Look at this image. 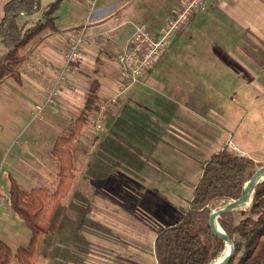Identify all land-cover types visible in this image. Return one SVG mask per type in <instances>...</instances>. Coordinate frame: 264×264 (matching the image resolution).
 I'll return each instance as SVG.
<instances>
[{"label": "crops", "instance_id": "crops-1", "mask_svg": "<svg viewBox=\"0 0 264 264\" xmlns=\"http://www.w3.org/2000/svg\"><path fill=\"white\" fill-rule=\"evenodd\" d=\"M7 1L0 0V9ZM209 4L212 12L209 17L201 16L200 21L214 30L211 33L217 38L218 49L193 50L186 54L193 61L184 62L182 32L198 19L200 14H196L185 29L172 37L157 64L121 92L98 137L83 128L74 142V162L76 144L82 140L84 143L81 159L85 188L87 184H98L101 191L110 190L117 200L131 201L133 215L146 220L147 201L154 202L161 227L182 218L188 208L185 205L184 210L183 200L189 204L203 174V164L212 154L230 142L234 152L252 158L251 153L232 141L236 131L233 115H243L248 106L264 107V0H209ZM143 9L128 0L120 4L113 0H64L55 13V29L42 32L22 49L25 60L18 69L20 81L9 78L2 84L8 82L26 110L34 108L32 114L40 126L29 135L30 140L22 143V149L14 152L10 179L21 185L24 180V185L34 189L55 171L59 176L60 164L52 153L54 145L59 137L75 130L90 91L96 90L98 102L120 90L122 77L114 58L134 32L126 37V31L119 32L120 29L128 23H133L134 29L138 23L158 33L162 26L161 23L151 30L147 22L137 20L144 17L147 21ZM129 11L133 17L128 20ZM35 15L23 18L31 21ZM87 20L91 43L84 47L81 60L61 85L57 105H47L50 107L46 106L43 115L37 117L35 106L45 105L48 89L58 79L71 31ZM217 66L234 81L232 86L221 83L220 78L216 80ZM239 87L241 92L237 94ZM261 112L264 114V109ZM64 116L74 118V129L69 133L61 130ZM75 181L76 176L72 187ZM184 190L188 191L185 199ZM70 193L71 190L68 196ZM87 194L86 191L84 200H88ZM117 216L124 217V213ZM109 228L110 232L103 229L101 233L114 237H99L103 264H156L157 232L147 243V224ZM109 243L116 245L111 249L113 253L107 251Z\"/></svg>", "mask_w": 264, "mask_h": 264}, {"label": "trees", "instance_id": "trees-1", "mask_svg": "<svg viewBox=\"0 0 264 264\" xmlns=\"http://www.w3.org/2000/svg\"><path fill=\"white\" fill-rule=\"evenodd\" d=\"M64 0H54L41 10L40 0H8L0 9V45L6 52L0 56V84L7 78L20 81L21 54L36 36L55 29V13ZM41 12L34 23L20 18ZM97 102L96 90L90 91L85 108L75 122V130L57 139L53 155L60 164L59 181L52 195L43 188L23 190L10 179V207L30 230L26 246L15 252L18 264H36L44 236L51 234L53 214L68 195L74 180V142L79 138L87 113ZM262 163L241 156L227 147L212 154L203 164V174L193 190L182 218L157 231L154 254L156 264H209L226 249V243L215 236L209 226L212 212L238 199L246 183ZM218 223L233 241L235 251L228 264H261L264 261V180L259 183L248 207L218 218ZM12 249L0 239V264H9Z\"/></svg>", "mask_w": 264, "mask_h": 264}, {"label": "rangeland", "instance_id": "rangeland-1", "mask_svg": "<svg viewBox=\"0 0 264 264\" xmlns=\"http://www.w3.org/2000/svg\"><path fill=\"white\" fill-rule=\"evenodd\" d=\"M53 1L54 0H41V10L47 7ZM113 1L116 2V4H120L126 0ZM128 1L132 2L133 5L138 3L145 7L142 12L144 13L145 17H147V21L144 19V17H137V20L147 22L149 28L153 30L156 27H159L162 21L177 9L183 0ZM64 12L65 11L63 10V13ZM211 12L212 7L210 4H208L207 11L200 13L198 16L199 20L196 19L194 24L188 30L182 32L183 45L186 46V51H184L185 57H183L184 62L188 63V61H193L192 58H187L186 55L193 52V50L208 51L218 49L217 46H219V44L217 42V38L212 35L214 30H211V28L208 27L209 25L207 26V23L202 24L200 21L201 16L209 17L208 14ZM128 14L129 16L126 18L129 20V18L131 19L133 16L130 17L132 14L131 11H129ZM40 17L41 12L34 16V20H31L32 23L36 22L35 19L38 20ZM24 20L25 19L22 17L21 21ZM132 30H134L133 23H128V26L120 29L119 32L126 31V37H128L130 36ZM5 52V46L0 45V56ZM23 53L24 50L21 51V54ZM215 76L216 80L220 78L221 83H224L225 81L226 84H230L232 86L231 83L234 82L233 80L231 81V77L228 76L227 72L224 73V69L221 71L219 66H217V72ZM5 84H0V239L12 249L13 257L11 258L9 264H18L17 259L14 256L15 252L19 246H26V244H28L31 233L26 224L16 216L10 207L9 174L13 168L14 152H16V150L22 149V143H25L26 140L31 139L29 135L34 132V129H37L40 126V121L32 114V110L34 111V108L32 110H26V108L20 102L21 99L18 98L19 96L15 90L9 86L8 82H5ZM237 85L238 84L235 86ZM249 91L254 92V90L251 88ZM239 92H241L240 87L236 93L238 94ZM103 101L104 99L94 103L89 110V113L86 115L87 121L84 126L86 129L85 132L89 135H92V137H98L97 135L99 132L94 131L93 128L89 126L88 120L91 114L97 110ZM56 108L57 107L53 109L56 110ZM263 109V106L258 107L252 105L247 107L248 111L243 115H240L239 113L237 116L233 115L234 120L232 123L236 128V131L232 141L239 143L242 148H245L249 153H251L252 158L264 165V114L261 112ZM73 121L74 118L64 116L61 120V130L66 133L71 132L74 129ZM83 145L84 143L82 140V142L76 144L75 147V185L74 187H71L72 189H70V196H68V193V195L59 203L53 214L51 222L52 232L51 234L44 236L40 250V257L36 264H103L105 263V258L104 255L100 253L102 246L100 245L99 237H114L111 234L106 235L101 233L104 230H106V232H110V226H143L144 224H147V235H145L147 236V243L154 239L158 228L161 227V225L158 223V220L161 218L158 215L159 212L155 210L154 202L147 201L146 220L143 217L138 218L136 215H133V210L135 207L132 205L131 201L125 202L122 200H117L114 193H112L110 190L106 191L105 189L104 191H101L98 184L96 186L87 184V189L85 188L83 164L81 159ZM226 147L231 151L236 150L230 142H228ZM259 168L260 167H257L256 169L258 170ZM57 176L58 171H55L53 176L49 178L45 177L46 179L43 180L44 182L40 188L47 190L49 195H52L55 192L57 183L59 181V176ZM19 185L27 192L33 188L32 185H24V180H22V185ZM85 190L88 192V200H84L86 192ZM187 193L188 191L184 190V199L187 198ZM231 201L234 200L230 199L228 203ZM183 204L185 210V205L187 207L188 202L183 200ZM121 213H124V217L117 216L118 214L121 215ZM88 237L89 239L91 238V240L84 241V239H88ZM107 247V251L113 253L111 249H114L116 245H111L109 243ZM227 248L228 245H226L225 250H227ZM223 253H225V251L222 252L221 255ZM221 255L218 257V259L221 257ZM106 256L107 259L110 258L107 253ZM261 264H264V261Z\"/></svg>", "mask_w": 264, "mask_h": 264}, {"label": "built area", "instance_id": "built-area-1", "mask_svg": "<svg viewBox=\"0 0 264 264\" xmlns=\"http://www.w3.org/2000/svg\"><path fill=\"white\" fill-rule=\"evenodd\" d=\"M209 0H186L162 22L158 33H153L143 24H135L134 32L125 48L120 50L114 60L120 67L122 83L120 90L104 99L89 117L88 124L96 132L104 129L107 113L118 102L119 96L128 85L135 83L146 75L160 59L172 41V37L185 29L196 14L207 11ZM89 20L83 26L71 31L69 48L57 81L48 89L45 105H36V116L41 117L47 105L56 106L61 85L68 81L73 67L81 60L84 47L91 43L88 34Z\"/></svg>", "mask_w": 264, "mask_h": 264}, {"label": "water", "instance_id": "water-1", "mask_svg": "<svg viewBox=\"0 0 264 264\" xmlns=\"http://www.w3.org/2000/svg\"><path fill=\"white\" fill-rule=\"evenodd\" d=\"M264 180V165L261 166L252 176V178L246 183L244 186L243 192L241 196L229 203L225 206L214 210L209 219V226L215 236L222 239L226 245H229V250L226 253L224 258L220 260H215L209 264H228L229 261L233 258L235 246L233 241L229 238V236L224 232L221 226L218 223V218L226 213L246 208L252 202V197L255 192L256 186Z\"/></svg>", "mask_w": 264, "mask_h": 264}, {"label": "bare ground", "instance_id": "bare-ground-1", "mask_svg": "<svg viewBox=\"0 0 264 264\" xmlns=\"http://www.w3.org/2000/svg\"><path fill=\"white\" fill-rule=\"evenodd\" d=\"M228 250H229V245H228V248H227V250H225V253H223V254L221 255V257H220L218 260H220L221 258H224V257H225V255H226V253L228 252Z\"/></svg>", "mask_w": 264, "mask_h": 264}]
</instances>
